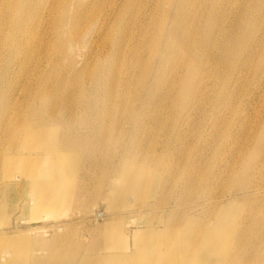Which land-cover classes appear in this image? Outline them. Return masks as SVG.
Returning <instances> with one entry per match:
<instances>
[{
    "label": "bare ground",
    "instance_id": "obj_1",
    "mask_svg": "<svg viewBox=\"0 0 264 264\" xmlns=\"http://www.w3.org/2000/svg\"><path fill=\"white\" fill-rule=\"evenodd\" d=\"M79 1L34 0L28 7V0H19L12 6L18 11L17 15L10 16V6L2 9L5 3L0 0V181L27 180L29 208L24 210L32 220L42 214L50 217L51 213L64 210L75 192L81 195L89 184L95 185L102 200L109 202L114 193L111 185L119 177L125 180L132 177L134 182L132 189L120 191L126 195L127 204H133L139 197L144 200L150 181L155 176H169L178 162L172 157L175 149L169 140L158 148L159 137L163 132L168 135L169 127L178 134L190 132L192 116L200 114L203 104L199 106L198 102L213 69L218 72L225 65H231L234 94L242 92L247 102L257 100L264 108V0H203L195 12L189 14L185 9L188 10L190 0H177L176 3L168 0L163 3L161 13L165 22L175 5L169 28L162 26L153 32L150 28L142 31L140 43L130 37L131 46L125 51L122 50L124 44L117 46L115 52L126 54L123 60L117 59L116 64L120 67L123 61L127 65L124 71L115 72V64L108 68L109 64L105 63L92 75L86 67L78 70L76 67L93 45L106 48L108 38L102 31L115 12L116 0L106 2L100 24L83 57L74 52L73 46L66 47L64 43L75 31L76 22L98 7V0L83 8ZM40 2L44 3L41 7ZM130 8L131 3L126 4L122 15L131 11ZM31 13L35 14L33 19ZM152 18L150 15V22ZM14 21L12 25L18 27L10 33L4 25ZM129 24L128 20L127 30ZM186 24L188 34L184 41L186 45H195L194 50L188 46L187 57L199 49L185 65L187 81L183 89L188 93L192 91L194 97H188L186 104L177 111L180 115L173 120L169 109L162 107V101L153 103L152 94L148 98L142 96L145 91L163 89L162 67L178 59L182 51L176 48L180 40L178 31ZM31 27H37V31L32 32ZM51 27L52 32L49 31ZM123 38H127L126 32L120 33L117 42H123ZM36 46L42 49L41 57L40 51H34ZM44 48L50 50L46 52L50 55L52 52L66 54L67 66L63 69L52 66V59L44 53ZM136 54L145 57L147 62L130 67L141 72V76L134 87H125L137 95L131 99L122 96L116 103L114 92L120 85L128 84L129 62ZM153 60H157V64ZM46 62L50 67L42 66ZM19 77L24 78L23 84H18ZM246 83L248 86L244 89ZM170 85L173 83L167 85L166 92ZM164 117L167 118L165 122ZM249 151L247 167L257 153L262 155L264 162V132ZM80 163L86 170L81 177L82 185L76 190L79 181L76 170ZM91 166L93 173L88 174ZM262 168L264 170V166ZM106 170L113 174V180L95 183L98 172ZM196 170L183 167L177 175L174 182L184 184L177 203L202 200L203 205L210 208L207 220L202 223L199 215L170 212L165 217L163 229L155 232L156 228L148 223L145 229L131 232L132 252H126L129 236L125 228L120 221L114 220L102 227L103 249L100 251L104 253L92 258L97 253L90 250L97 252L99 249L95 244L84 255L80 253L78 264H264V219L259 216V210L255 208L244 217L243 210L232 209L233 201L216 202L210 197L211 181L200 180ZM245 170L235 185V190L243 195L242 200L258 197L264 188V182L250 185ZM262 172L258 170L257 173L264 181ZM157 206L154 203L148 207ZM27 240L20 233L0 235V264H69V257L74 258L83 251L73 231L55 237L51 244L55 258L50 262L51 259L33 255L34 247L29 248ZM35 246L36 251H42L39 244Z\"/></svg>",
    "mask_w": 264,
    "mask_h": 264
},
{
    "label": "rangeland",
    "instance_id": "obj_2",
    "mask_svg": "<svg viewBox=\"0 0 264 264\" xmlns=\"http://www.w3.org/2000/svg\"><path fill=\"white\" fill-rule=\"evenodd\" d=\"M16 1L18 2L19 0H4L5 4H3L2 9H6V7L9 8L10 6V16L17 15L18 11L12 9ZM93 1L94 0H80L79 3L83 8ZM107 1L108 0H98V7L91 10L88 15L76 22L75 31L72 32V36L69 40L64 43L66 47L73 46L74 52L83 57L86 53L87 46L90 44L91 38L94 36L100 24L102 10ZM167 1L168 0H116L115 12L110 17L106 28L102 31V35H106L108 38L106 48L99 47L98 44L93 45L91 52L84 60L81 59L77 65V70L86 67L88 74L92 75L100 70L106 63L109 64L108 68L115 64V72L124 71V69H126L124 67L127 65L123 61L120 62V67H117L116 64L117 59L123 60L126 54L125 52H121L122 54L115 52L117 46L120 47L124 44L122 50L125 51L131 46L130 37L138 40L140 43L142 31H149L150 28V31L153 32L156 27L162 26L169 28L174 16L175 5L169 10L168 19L164 22L161 7L163 8V3ZM176 1L177 0H174L175 3ZM202 2L203 0H190L186 7L188 10L186 11L185 9V13L189 14L190 11L195 12L196 8ZM129 3H131V11H127L122 15L123 7ZM33 4L34 0H28V7ZM43 4L44 3L40 2L39 7L43 6ZM1 5L2 3L0 2V8ZM164 10L166 11L167 9ZM9 13L6 15L8 20ZM150 15L153 17V22H150ZM34 16V13L30 14L31 19H33ZM123 19L126 20L123 21ZM128 20L130 24L127 30L126 25ZM14 23L15 21L8 22L4 27L8 28L11 33L13 29L18 27L13 26L12 24ZM187 26L188 24L185 26L183 25L178 31L180 40L176 48L182 50L178 59H172L169 64L162 67L160 82L161 85H163V89L145 91L142 96L143 98H148L149 95L152 94L153 103L162 101V107L169 109V115L173 117V120L175 116L180 115L179 113L177 114V111L186 104L188 97L191 99L194 97L192 91L188 93L184 92L183 89L187 81L186 60L189 58L193 59V54H195V52L198 53L199 50H195L194 53L192 52L190 54V57H187L186 51L189 48L188 46H191L193 50L195 48V45H191V43L190 45H186L184 41L185 36L188 34V31H186ZM31 30L32 32H36L37 27H31ZM49 31H53L52 27ZM122 32L127 33V38H123L122 40L124 41L118 43L117 39ZM74 36L76 37L73 40ZM126 41L129 42L125 44ZM34 51L35 53L40 51V57L43 55L42 49L39 46H36ZM43 51L44 53L50 52V50L46 48H44ZM56 53L57 54H54L52 52L51 55L49 53L46 54L49 55L50 60L52 59V66L56 68L62 67L63 69V66H67L68 63L66 54L64 55L61 52ZM130 60L132 61L129 62V69L127 71L129 73L128 84L120 85L118 91L114 92L116 103L119 102L120 98L122 99V96L126 99H131L137 95L134 90H128L125 87L128 85L134 87L141 76V72H137L130 67L136 64L143 65L147 60L145 57H141L138 54H136L135 57H131ZM153 61L157 64V60ZM42 66L50 67L47 62L42 63ZM223 68L222 71L218 72H216V69H213V72L210 73L212 74L211 78L209 76L208 80H206V88L203 90V93H201V101L198 102L199 106L202 104L203 106L200 107L199 115L193 114L190 132L178 134L177 130L172 131L169 127V134L167 135L163 132V135L159 137L157 141L158 148L169 140L172 148L174 147L175 149L172 157L176 160L178 159V162L176 163L175 161L176 164L172 168V171L169 170V176H163L162 178L155 176V178L150 181V187L145 194L146 198L144 200L138 196V201H134V203H130V205L127 204L126 195L123 193L120 194V191L132 189L134 187V182L132 177L127 180L123 177H119L115 179V182L111 185V188L114 189V193L111 194L109 202L103 201L100 197V192H96L97 187L89 184V186H87L88 189L86 188L82 191L81 195L78 196L75 192L72 201L64 210L53 212L50 217L42 214L38 219L32 220L27 210H24L29 208V199L26 194L27 190L25 189L27 180L24 178L20 181L18 180L19 182L15 180H4L0 181V235L11 236L15 233L25 235L28 238V247L31 249L34 247V250H32L33 255L42 257L41 259L44 260L51 259L49 260L50 262L55 258L54 252H51L53 251L51 250L53 249L51 244L55 237L63 235L67 231H73L83 251L79 252L74 258L69 257L68 260L69 264H78V256L81 254L84 255L86 253L85 251L88 248L92 249V246L95 244L98 245L99 249L97 252L95 250H90V252L97 253L94 254L96 256L93 255L92 258L100 257L104 253L103 250L100 251V249H103L102 227L116 220L120 221L122 228H125L129 236L126 252H132V240L130 241L131 232L145 229L148 223H150L152 228H156L155 232L159 229H163L165 217L170 212L176 214L188 212L190 216L195 217L199 215V218L201 216L200 222L202 223L204 220L208 219L209 215L207 210L210 208H206L202 200H195L191 204L179 205L177 203L182 194V185H184L179 181L176 183L174 182L177 179V175L183 167L187 170H189V167H194L196 170L198 165L199 167L196 173H198L200 180L207 179L211 181L212 189L210 191V197H213L214 200L216 199V202L220 201V203L224 204L233 201L232 209L243 210L242 216L244 217L258 209L259 216L261 219H264V188L261 190L258 197L249 198L248 200L240 199L243 196L242 193L235 190V185L239 182L242 172H244L245 169L248 176L247 181L250 185L251 183L255 184L259 182L261 184L264 182L260 180V175L257 173L258 170L264 173L262 168L264 162L261 159L262 155H260V153H257L253 157L252 163L250 160L249 167L246 165L249 161V149L256 145L257 140L260 139L264 132V108L259 106L257 100L247 102L242 92L235 91L234 94V71L231 70L232 66L225 65ZM148 76L152 80L153 77L150 75ZM83 77H86V74H83ZM121 80L117 82L121 84ZM104 81L105 83L107 82L106 76ZM23 83L24 78L19 77L18 84ZM170 83H173V85H170L171 88L169 92H166V87ZM247 86L246 83L244 89ZM67 88L73 89L71 86ZM256 113H258L257 116ZM165 121H167L166 117H164V122ZM261 165L263 166L260 167ZM88 169L90 170L88 174L93 173L92 166L91 169ZM85 170L84 165L80 163L76 170V179L77 181L79 179L75 187L76 190L82 185L81 177ZM262 173L261 177H264ZM215 177H219V180H215ZM98 180L101 182L104 181L105 183L111 182L113 180V174L108 170H106L105 173L98 172L95 183H98ZM232 187H234V189H231ZM154 203L158 204L156 208L153 209L148 207H152ZM98 235H100V237H98ZM36 244L41 246L42 251L35 250ZM111 254H116V252H111Z\"/></svg>",
    "mask_w": 264,
    "mask_h": 264
}]
</instances>
